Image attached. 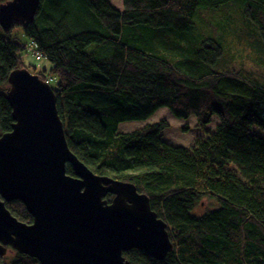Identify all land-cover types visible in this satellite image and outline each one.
I'll return each mask as SVG.
<instances>
[{
    "label": "trees",
    "instance_id": "1",
    "mask_svg": "<svg viewBox=\"0 0 264 264\" xmlns=\"http://www.w3.org/2000/svg\"><path fill=\"white\" fill-rule=\"evenodd\" d=\"M230 8L264 48V0H124L123 9L111 0H42L32 23L0 35V137L15 123L9 76L26 69L30 49L13 36L21 28L37 58L52 63L34 75L57 79L70 150L95 175L134 184L168 225L167 258L132 250L124 254L130 264H264V136L254 132H264V62L252 60L249 70L209 26ZM161 109L202 127L215 117L220 124L191 148L166 142V120L120 132ZM67 173L75 176L72 166ZM205 198L219 207L193 215ZM6 206L33 223L20 202ZM0 264L40 263L16 252Z\"/></svg>",
    "mask_w": 264,
    "mask_h": 264
},
{
    "label": "water",
    "instance_id": "2",
    "mask_svg": "<svg viewBox=\"0 0 264 264\" xmlns=\"http://www.w3.org/2000/svg\"><path fill=\"white\" fill-rule=\"evenodd\" d=\"M41 1L2 4L1 28L32 23ZM8 82L15 123L0 137V258L17 251L40 264H130L124 254L140 250L165 260L173 249L168 225L134 184L95 175L70 150L53 87L28 69ZM12 202L32 224L11 213Z\"/></svg>",
    "mask_w": 264,
    "mask_h": 264
},
{
    "label": "rangeland",
    "instance_id": "3",
    "mask_svg": "<svg viewBox=\"0 0 264 264\" xmlns=\"http://www.w3.org/2000/svg\"><path fill=\"white\" fill-rule=\"evenodd\" d=\"M113 5L119 9H123L124 0H111ZM239 12L234 8L228 9L226 12L221 13L216 17V20L209 21V26L218 29L219 34H221V39L226 44L228 51L233 53L238 59L244 58L247 63L249 70L255 69V64L252 60H261L264 62V48H262L261 37L257 34L259 33L257 29L253 26L251 27L245 23L239 16ZM4 33V30L0 26V35ZM206 35L211 33L205 29ZM13 36H16L20 43L29 46V50L24 54V64L25 68L31 73H40L43 71H50L52 68V63L47 59L39 60L37 58L35 49L32 43L25 37L21 28L15 29L13 31ZM250 60V61H249ZM241 64V63H238ZM262 71V69H261ZM48 81L52 87L56 86L57 79L55 77L48 76ZM166 120L170 127L164 132V139L166 142L175 147H193L198 140H201L207 136L208 133H213L216 131L220 120L214 118L211 125L208 127L200 126L195 118H191L188 121H181L176 119L168 109H161L155 115H153L149 120L142 122H127L120 126L119 130L122 133H130L140 130L147 125L157 124L161 121ZM189 127L185 130V127ZM255 133L264 136V132L259 128H255ZM219 207L216 200L211 198H205L200 201L197 209L193 210V215L202 216L210 210L217 209ZM17 251H10L6 256L8 259L14 257Z\"/></svg>",
    "mask_w": 264,
    "mask_h": 264
},
{
    "label": "built area",
    "instance_id": "4",
    "mask_svg": "<svg viewBox=\"0 0 264 264\" xmlns=\"http://www.w3.org/2000/svg\"><path fill=\"white\" fill-rule=\"evenodd\" d=\"M46 82H48L50 84V82L48 80H46Z\"/></svg>",
    "mask_w": 264,
    "mask_h": 264
}]
</instances>
